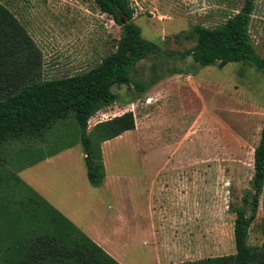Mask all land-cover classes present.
Returning <instances> with one entry per match:
<instances>
[{
	"label": "rangeland",
	"instance_id": "374dc122",
	"mask_svg": "<svg viewBox=\"0 0 264 264\" xmlns=\"http://www.w3.org/2000/svg\"><path fill=\"white\" fill-rule=\"evenodd\" d=\"M244 1L130 0L135 9L134 23L141 28L143 38L156 43L161 52L142 60L133 70V78L148 88L145 92L139 94L126 86L115 88L118 102L89 121L91 131L98 123L134 113V131L102 144L110 185L117 188V204L123 201L125 186L132 180L127 179L126 184L125 176H138L142 170L184 173L179 190L172 178L160 179L166 187L164 202L177 192L182 196L189 191L185 179L196 182L197 244L204 249L199 239L210 238L215 258L231 253L230 237L236 219L232 209L251 189L254 151L264 130V73L243 63H231L223 69L203 67L192 57L180 55L195 43L176 41L175 36L190 32L196 25H222L243 7ZM0 3L16 16L39 48L43 80L75 76L96 67L116 51L122 35L121 26L94 0ZM249 30L258 55L264 57V0H255ZM154 81L157 83L150 87ZM149 98L153 100L147 104ZM81 134L71 113L39 139L8 142L0 149V179L14 178L27 161L76 143ZM152 180L156 179H147L149 184ZM18 196L8 194L0 182V262L18 255L20 245L31 240L29 231L35 222L19 205ZM108 204L113 201L106 203V209ZM162 212L157 225L164 234L161 242L172 245V239L175 242L177 238L173 211ZM83 218L84 214V222ZM183 234L181 231L180 244L188 248L189 241ZM249 243L259 247L264 244V191Z\"/></svg>",
	"mask_w": 264,
	"mask_h": 264
},
{
	"label": "trees",
	"instance_id": "16d2710c",
	"mask_svg": "<svg viewBox=\"0 0 264 264\" xmlns=\"http://www.w3.org/2000/svg\"><path fill=\"white\" fill-rule=\"evenodd\" d=\"M94 2L122 28L116 51L86 72L52 80L42 79L39 48L16 16L0 3V149L12 140L39 139L56 122L74 113L82 131L80 144L86 155L89 182L100 188L106 178L102 144L134 131L136 120L133 112H127L98 123L91 131L89 121L118 102L115 88L133 87L139 94L148 89L133 78V70L142 60L159 54L161 48L143 38L141 28L133 21L135 9L130 0ZM254 10L255 0H245L243 7L222 25L215 28L196 25L190 32L175 36L176 41L195 43L180 55L192 57L203 67L223 69L231 63H243L264 73V57L258 55L249 30ZM14 176H2V187L8 194L19 195V205L28 211L35 224L29 231L31 240L20 245L19 254L0 264H119ZM263 191L264 130L254 151L251 189L240 205L232 209L236 215V254L186 264H264V244L259 247L249 243Z\"/></svg>",
	"mask_w": 264,
	"mask_h": 264
},
{
	"label": "crops",
	"instance_id": "0c3cea01",
	"mask_svg": "<svg viewBox=\"0 0 264 264\" xmlns=\"http://www.w3.org/2000/svg\"><path fill=\"white\" fill-rule=\"evenodd\" d=\"M102 152L104 158L105 148ZM85 159L77 141L27 161L16 175L119 264H186L215 258L210 238H200L203 243L199 245L204 249L198 248L196 182L192 184L189 178L185 179L188 194L184 192L181 196L177 192L165 204L166 187L160 179L172 178L179 190L181 178L186 175L177 170H142L138 176L123 177L126 184L127 179L132 180L125 186L123 201L117 204V188L110 185L107 173L102 187L94 188L90 184ZM150 178L156 180L149 184ZM191 186H194L193 193ZM111 200L113 204H108L106 209V203ZM170 209L177 238L175 242L172 239V245H165L161 242L164 234L157 225L164 214L162 211ZM208 209L212 210L211 202ZM181 231L185 241H189L188 248L180 244ZM230 242L232 250L227 256L236 254L234 230Z\"/></svg>",
	"mask_w": 264,
	"mask_h": 264
},
{
	"label": "built area",
	"instance_id": "2783aa9c",
	"mask_svg": "<svg viewBox=\"0 0 264 264\" xmlns=\"http://www.w3.org/2000/svg\"><path fill=\"white\" fill-rule=\"evenodd\" d=\"M152 98H149L148 100H147V104H150L151 102H152Z\"/></svg>",
	"mask_w": 264,
	"mask_h": 264
}]
</instances>
